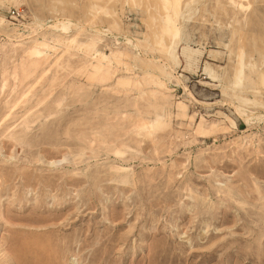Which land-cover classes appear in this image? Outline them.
<instances>
[{
    "label": "rangeland",
    "instance_id": "rangeland-1",
    "mask_svg": "<svg viewBox=\"0 0 264 264\" xmlns=\"http://www.w3.org/2000/svg\"><path fill=\"white\" fill-rule=\"evenodd\" d=\"M0 264H264V0H0Z\"/></svg>",
    "mask_w": 264,
    "mask_h": 264
}]
</instances>
